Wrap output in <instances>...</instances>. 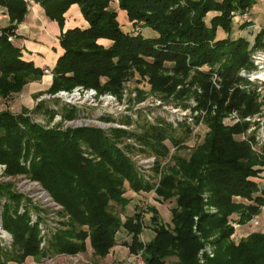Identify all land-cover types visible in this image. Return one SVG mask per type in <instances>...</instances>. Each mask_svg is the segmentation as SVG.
I'll return each instance as SVG.
<instances>
[{
    "label": "trees",
    "instance_id": "1",
    "mask_svg": "<svg viewBox=\"0 0 264 264\" xmlns=\"http://www.w3.org/2000/svg\"><path fill=\"white\" fill-rule=\"evenodd\" d=\"M32 1L61 28L64 13L72 4L79 7L87 22L86 27L60 33L63 52L50 69L52 80L47 92L76 85L117 92L122 79L133 71L147 75L159 90L169 82L161 73L164 67L186 75L202 64H218L224 80L220 92L210 90L205 82L201 85V100L210 99L217 110L205 118L208 130L203 142L187 157L175 156L174 164L164 167L160 174L155 198L174 200L171 227L160 223L156 209L150 207L153 236L147 242L139 239L141 212L134 211L124 219L120 214L131 199L124 195L125 184L138 196L154 187L142 179L116 142L133 136L145 146L144 152L164 157L169 148L166 141L178 143L175 127L161 122L141 126L142 133L115 130L107 135L95 128L46 129L23 112L0 110V162L8 174L25 172L38 181L62 205L68 219L54 232L48 249L41 251L38 231L29 224L27 214L13 216L11 208L10 212L4 208L3 227L11 233L13 243L8 251L0 249V264H28L46 252L73 255L85 252L87 246L95 257L103 258L116 244L120 230L129 235V252L141 251L144 264H170V258L175 259L172 264H200L198 253L207 242L214 246V254L211 258L204 255L205 264H264V233L251 232L235 241L230 225L231 221L244 224L264 206V188L256 181L264 172V145L254 151L240 139L245 123L224 122L226 111H241L243 104V117L256 109L252 97L228 92L234 72L248 63L249 43L243 37L216 39L217 29L231 30L230 12L243 11L252 0ZM112 3L126 13L131 31L121 29ZM0 8L9 18V25L0 26V97L8 98L29 82L41 79L44 69L24 60L20 49L12 44L13 37L7 39L14 36L17 23L25 17L26 1L0 0ZM135 28H148L155 36L145 37ZM263 37L264 27L256 34L254 45L263 44ZM99 39L108 40L109 45L104 46ZM197 74L202 75L198 79L208 77L207 73ZM51 110L41 102L31 113L50 114ZM82 143L92 159L82 156ZM22 157H30L28 169L21 165ZM7 188L0 186V194H8L17 205L19 198Z\"/></svg>",
    "mask_w": 264,
    "mask_h": 264
},
{
    "label": "rangeland",
    "instance_id": "2",
    "mask_svg": "<svg viewBox=\"0 0 264 264\" xmlns=\"http://www.w3.org/2000/svg\"><path fill=\"white\" fill-rule=\"evenodd\" d=\"M26 3L29 5L30 0H26ZM110 6L112 10L117 12V20L120 23L121 29L123 31H131L132 24L129 22L126 13L122 10H119L117 5L110 4ZM253 6L258 7V10L254 11V14L252 15L254 21L250 18V11ZM253 10L254 9H252V11ZM232 12L237 15H232ZM244 12L248 13L250 19L249 22L242 21L244 26H254L255 24H261L260 30L264 27V0H259L258 2H253L252 0V5L246 7L243 11L233 10L230 12L232 20L231 30L229 32H225L220 28L217 29L216 39H223L226 37L235 39L239 37L240 29L236 23L237 21H241L239 17ZM54 27L56 33H60L63 30V28H61L58 24H56ZM135 30L138 32L141 31V34L145 37L155 36V33L148 28H143L142 30L135 28ZM262 43L263 44L261 45L255 46L253 41L251 45H248V63L246 65L240 66L234 72V80L228 89L229 94L238 91L248 95L249 97H252V102L254 103L256 109L250 114L246 115H250L249 117H251V120L247 121L242 116V111L245 108L244 104L241 105V111L237 108L231 109L225 112L224 117L225 124H246V127L240 134V139L245 141L250 147L251 143H254V137L257 134L258 129L261 128L262 125L264 126V81L253 77L254 74L263 70L260 66H263L264 64L257 63V60L255 61L253 58V56L257 53H264V37L262 39ZM41 57L43 58V56ZM44 59L45 61L47 60L45 57ZM48 61L49 60H47V62ZM242 71H244L243 74H241ZM250 71L251 78H248V73ZM197 72L207 73L208 77L203 78L204 81L202 78L198 79L199 77H202V75L197 74ZM161 73L163 76L169 77V82L159 90L153 87L152 82L147 75H141L137 71L131 72V74H128L122 79L117 92H112L109 90L100 91L95 88L99 93L113 94L116 99L120 101V103L126 105L125 109L123 110V114H121L122 116L120 115L116 117L112 115V117L111 115H108L107 113L103 114L101 111L90 106H85L89 108L83 110L84 113L88 114L90 118H95L98 121V124L92 123L96 126L84 128L99 129L107 135H111L112 131L115 130H122L128 133H142L140 127L145 124L158 125L161 122H165L171 124L172 127H174L173 123L169 121L173 122V120H175L177 122L174 135L178 140V143L173 145L166 141L169 148L166 156L164 157H158L155 154L144 152L145 146L137 141L133 136H125L116 142V146L135 165L136 170L142 176V179L148 183H152L154 187L148 194L144 193L138 196L129 189L127 184H125L124 195L131 199L129 204L124 209V212L120 214V217L121 219H124L125 216L131 215L134 211L141 212L143 230L139 235V239L142 242L149 241L153 236L151 224L149 222L153 211L150 210V207H154L156 209L160 223L168 228L171 227L170 210L175 205L174 200L170 199L166 201H158L155 198L156 195L154 190L159 183L160 174L164 171V167L168 165L172 166L174 164V157L177 155L187 157L191 153L192 149L196 145H200L204 140L205 133L208 130V126L205 124V118L209 113L211 116L214 115L218 106L210 99H207V101L201 100L203 91L201 86L202 83L205 82L210 90L220 92L223 87L224 80L218 64H202L195 68H191L186 75L175 73L172 69L167 67H164ZM211 73H217V77H215V79L214 77H210ZM55 92H47L43 89L37 90L31 94L29 103L21 102V98H18L17 96L10 99L13 94L8 98L0 97V109H8L14 114L23 112L25 116H29L33 123L44 126L46 129L61 130L60 128L62 123H60L59 120H57L56 123H53L54 114L60 113L62 119H73L76 117L78 109H68L65 105L63 106L56 101L45 100L43 102L47 103L50 107L55 105L57 107L56 110L51 108L52 110L50 114L31 113V109L35 106L36 99L40 95ZM200 101L203 103H199ZM67 110H72V112ZM232 112H234V114L231 115ZM180 118L181 120L178 121ZM76 129L83 128H67L66 130ZM81 150L82 156L85 159L93 158L89 152L90 150L83 143L81 144ZM20 161L21 165L25 167V169L29 168L30 157L26 159L22 157ZM12 176L14 178L10 181L0 182V186H7L9 193L17 196L19 201L18 204L15 205L14 201L9 198L8 194H0V201L3 199L6 200L2 210V223L4 208L6 212H10L11 208L10 214L13 213V216H18L16 212L21 202H23L24 205H28L27 203H29L28 207L33 209L35 212H40L35 202H31L28 198H25L18 192L17 186L15 184L17 182L16 179L18 176H25L26 178L32 179L29 174L22 172ZM260 179H264V172L260 174L259 178H256V181L262 183ZM115 209L119 211V207L116 206ZM42 217L46 220L51 219V222L53 221L52 219H56L57 221L54 220V222L56 223L55 227H57V229L62 228L63 223L68 220L67 217L64 216V209L62 210L61 214L57 213L54 216H50V218H47V216ZM256 218L258 224L255 226L250 225L248 222L249 220L242 224L244 227L241 228V232H246L245 235L240 233L241 225L236 221H231L230 225L233 228L231 239L236 241L244 238L251 232H260V226L263 224L262 219L264 221V211L256 215ZM233 224H239V227L236 228L233 226ZM129 239V235L124 230H120L116 235V244L103 258L95 257L92 253V250L89 248V246H87L88 248L85 252L76 254L77 259L79 260L78 264H127V258L129 255H131L126 244ZM203 247L209 248L214 254V246L208 242L205 243ZM167 261L168 263L172 264L174 263L175 259L170 258ZM8 264H13V262H9ZM200 264L205 263L203 262Z\"/></svg>",
    "mask_w": 264,
    "mask_h": 264
},
{
    "label": "built area",
    "instance_id": "3",
    "mask_svg": "<svg viewBox=\"0 0 264 264\" xmlns=\"http://www.w3.org/2000/svg\"><path fill=\"white\" fill-rule=\"evenodd\" d=\"M258 1L259 0H253V2ZM231 14L234 16L237 15L234 12H232ZM239 18L241 19V21H250L247 12L242 13ZM12 35L8 36L7 39L9 41L12 40ZM253 58L255 59V61L257 60V63L264 64L263 52L255 54ZM260 67H262L263 70L254 74L253 77L256 78L257 75L262 74L259 78L256 79L264 81V65ZM44 73L51 75V72L47 69L44 70ZM243 73L244 71L241 72V74ZM210 77H214L215 79V77H217V73H211ZM248 78H251V71L248 73ZM45 100L56 101L63 106L65 105L68 109H78L76 113L77 115L73 119H62L60 113L54 114L53 123H56V121L59 120L60 123H62V126L60 128L61 130H66L67 128L74 129L96 126L92 123L98 124L97 119H92L88 116V114L84 113L83 110L89 108L85 106L94 107L95 109L101 111L103 114L107 113L108 115H114L116 117L123 114V110L126 107V105L120 103V101H118L113 94L99 93L95 88L85 87L82 85L74 86L71 89H60L55 93H45L43 95H40L36 99L35 105ZM51 108H54L56 110L57 107L55 105H52ZM232 114H234V112H232L231 115ZM249 116L250 115L244 116L243 118L247 121H250L251 117ZM180 120L181 118L178 121ZM169 122L173 123V126L176 127L177 122L175 120H173V122ZM263 145L264 126L262 125L261 128L258 129V132L254 137V143H251V148L254 151L258 152ZM13 178L14 177L11 174H8L6 172V165L0 163V182L10 181ZM16 181L17 182L15 184L17 186L18 192L25 198H28L31 202H35L40 211L35 212L33 209L28 207L29 203H27L28 205H24V203L21 202L16 213L18 215L27 214L29 224L36 226L37 228L39 250L46 251L49 247L50 239L54 232L57 230V227H55L56 223L54 222V220L56 219H52L53 221L51 222V219L46 220L42 216H47V218H50V216H54L57 213L61 214L63 207L51 197L47 190L38 181L26 178L25 176H18ZM5 202V199L0 201V249L3 251H8L12 248L13 238L11 233L3 227L2 223V210ZM248 222L253 226L258 224L256 216H252ZM233 226L237 228L239 227V224H233ZM204 255L211 258L213 257V252L209 248L203 247L199 251L200 263L204 262ZM78 262L79 260L77 259L76 254H50L46 252L39 259L33 258L28 264H78ZM127 264H144L141 251L129 255V257L127 258Z\"/></svg>",
    "mask_w": 264,
    "mask_h": 264
},
{
    "label": "crops",
    "instance_id": "4",
    "mask_svg": "<svg viewBox=\"0 0 264 264\" xmlns=\"http://www.w3.org/2000/svg\"><path fill=\"white\" fill-rule=\"evenodd\" d=\"M112 4L116 5V3ZM252 9L254 10L252 11ZM256 10H258L257 6L251 8L250 18L252 20V15ZM56 24L55 21L48 20L39 3L30 0L25 17L21 22L17 23L14 29L12 44L20 49L21 56L24 60L31 61L35 66L50 71L57 58L63 52L59 44V35L61 32L56 33L54 27ZM236 24L240 29L239 37L245 38L249 45H251L261 28V24L244 26L242 21H237ZM7 25H9V18L5 14V11L0 8V26L5 27ZM86 26L87 22L83 19L79 7L76 4H72L64 13V26L62 31L74 27ZM98 42L104 46L109 45V41L105 39H99ZM41 56H43V58ZM44 57L49 61H45ZM51 80L52 76L44 73L40 80L29 82L23 87L21 92L13 94L10 99L17 96L21 98V102L29 103L31 94L37 90L47 89ZM260 181L264 184V179H260ZM262 211H264V206L261 208V212ZM262 223L260 232L264 233L263 219ZM243 227L244 225L241 224L240 233L245 235L246 232H241V228Z\"/></svg>",
    "mask_w": 264,
    "mask_h": 264
},
{
    "label": "bare ground",
    "instance_id": "5",
    "mask_svg": "<svg viewBox=\"0 0 264 264\" xmlns=\"http://www.w3.org/2000/svg\"><path fill=\"white\" fill-rule=\"evenodd\" d=\"M261 75H262V74H260V75H257V76H256V78H259Z\"/></svg>",
    "mask_w": 264,
    "mask_h": 264
},
{
    "label": "water",
    "instance_id": "6",
    "mask_svg": "<svg viewBox=\"0 0 264 264\" xmlns=\"http://www.w3.org/2000/svg\"><path fill=\"white\" fill-rule=\"evenodd\" d=\"M261 188H262V189L264 188V185H263V184L261 185Z\"/></svg>",
    "mask_w": 264,
    "mask_h": 264
}]
</instances>
